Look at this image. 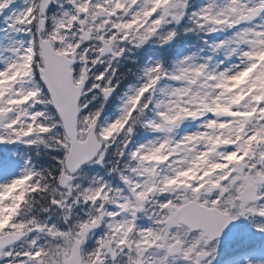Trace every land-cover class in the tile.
I'll list each match as a JSON object with an SVG mask.
<instances>
[{
	"label": "snow or ice",
	"instance_id": "1",
	"mask_svg": "<svg viewBox=\"0 0 264 264\" xmlns=\"http://www.w3.org/2000/svg\"><path fill=\"white\" fill-rule=\"evenodd\" d=\"M0 145V264H264V0H0Z\"/></svg>",
	"mask_w": 264,
	"mask_h": 264
},
{
	"label": "rangeland",
	"instance_id": "2",
	"mask_svg": "<svg viewBox=\"0 0 264 264\" xmlns=\"http://www.w3.org/2000/svg\"><path fill=\"white\" fill-rule=\"evenodd\" d=\"M9 148H12L13 146H8ZM4 148V146H2V145H0V149H3ZM19 151H20V153H21V156L23 157L24 155H25V152H24V146L23 145H21V146H19V149H18ZM18 171V170H17Z\"/></svg>",
	"mask_w": 264,
	"mask_h": 264
}]
</instances>
